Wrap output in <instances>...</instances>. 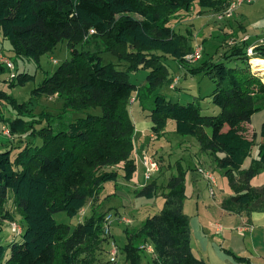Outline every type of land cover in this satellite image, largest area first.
Returning <instances> with one entry per match:
<instances>
[{"label": "trees", "instance_id": "16d2710c", "mask_svg": "<svg viewBox=\"0 0 264 264\" xmlns=\"http://www.w3.org/2000/svg\"><path fill=\"white\" fill-rule=\"evenodd\" d=\"M229 0H0V31L10 42L16 56L35 61L66 43L71 59L63 62L52 76L32 91L35 99L59 96L64 110L81 112L99 109V115L88 114L56 128L47 125L35 130L22 117L9 124L13 136L31 132L41 145L32 143L0 152V264H98L96 254L103 240L104 216H92L73 230L60 225L54 216L65 213L76 218L87 201L116 183L120 175L106 170L123 164L122 175L131 182L137 166L133 159L135 125L128 107L133 93L145 98L170 84L166 57L184 64L193 53L192 38L177 33L170 18L179 11L189 12L194 5L201 11L219 12ZM95 31L90 35V31ZM101 41L106 51L120 64L104 62L99 52L80 50L85 39ZM103 53V51H102ZM252 59L264 60V45L248 55L245 46H234L219 58L205 60L190 69L192 75H204L215 84L211 94L219 108L217 116H204L202 98L182 105L155 95L149 111L154 136L162 138L169 121L175 132L195 138L201 152L210 153L217 167L228 179L233 196L222 208L231 214L251 216L264 213V186L253 188L252 180L264 173V124L260 129L258 156L243 170L256 146L254 133L248 136L246 126L254 115L264 111V81L252 69ZM147 70L148 86L140 91L129 80V74ZM0 66V77L5 73ZM34 75L21 73L9 81V87H24ZM3 103L14 106L21 116L25 104H18L0 91ZM207 129L211 130L208 134ZM222 155V157H219ZM158 185L147 184L137 197L156 198ZM13 204L25 223L19 241L2 243V223L13 222L6 212ZM161 211L148 216L140 228L126 231L123 250L128 264H142L139 245L150 241L155 258L152 264H207L197 258L191 246V227L184 213L186 172L177 162L163 194ZM238 264L250 260L224 250Z\"/></svg>", "mask_w": 264, "mask_h": 264}, {"label": "rangeland", "instance_id": "374dc122", "mask_svg": "<svg viewBox=\"0 0 264 264\" xmlns=\"http://www.w3.org/2000/svg\"><path fill=\"white\" fill-rule=\"evenodd\" d=\"M229 1L233 2L235 0ZM216 13L218 12L201 11L197 5H194L189 12L179 11L170 18V25L177 33L192 38L193 52L198 48L202 49L199 59L197 61H188L185 58L184 64H180L168 57L163 59V63L168 68L169 77L171 78L170 84L165 85L155 93L142 99H136L137 93H133L128 110L136 129L133 136V159L137 166L135 179H140L141 182L145 184L156 182L158 190L154 203H159L166 190V177L172 171H174L175 174L177 162H182L181 165L186 172V181H188V193L186 194L187 200H185V202L186 212L192 219L193 247L197 250L199 248V243L202 244L204 242L203 244H205V236L207 235L208 240H212V243L215 241V250L217 253H219V255L228 256L224 252V250H227L228 243L225 242L224 245H222L226 248L221 247V244H223V234L217 233L215 227L210 225V223L206 224L204 231L203 225L199 224L198 219L196 218L197 196H200V198H198L200 206L203 203L208 205L209 203H213V201L223 199L219 194L231 191L228 179L224 175V172L218 167H213L211 169L209 165H197L196 161H194L195 156L197 153L199 156L202 154L198 141L191 136L178 135L175 132L176 124L174 121L168 122L166 128L167 136H165L164 140L168 141L164 142V145L162 146V152L160 153L162 155L156 154L155 152L158 151L159 145L155 144L154 146L156 140L151 137V135H153V132L151 131L153 124L149 117V111L153 106V98L155 95L165 96L168 100L182 105L192 103L196 98L200 97L202 98L200 101L202 114L204 116H217L220 110L213 104L211 99V94L215 89L214 82L204 75L194 76L189 70L197 68L207 59L219 58L234 46H245L248 55H252L253 48L259 45H264V0H254L251 4H244L238 9V11H236L234 17L230 19L217 20ZM102 45L101 41H95L89 37L79 45V48L80 50L99 52L106 64H120V68L125 69L126 66L120 62L115 55L107 52ZM250 50L251 54L249 53ZM70 59L71 53L68 50L66 43H62L58 45L56 49L44 55L40 59L38 65L31 59L16 56L10 42L3 38L0 31V66L6 71L0 77V91L11 97V99L18 104H25L27 110L24 116H21L14 106H11L8 103H3L4 106L2 110H0V152L5 151L6 149L13 150V156H16L19 147L27 146L32 143H35V145H41L42 143L39 139L32 137L31 132H27L22 136H13L11 134L9 124L17 119V117H22L25 121L30 123V126H33L35 130H38L47 125L56 128L59 123H61L62 126L69 122H75V120L79 118L86 117L88 114L99 115L101 113L99 109H88L81 112H75L72 110L66 111L63 108L64 100L59 96H45L41 99L33 98L32 91L35 90L45 78L52 76L63 62L69 61ZM7 62L12 64L13 70L7 68ZM252 69L257 71L255 66H253ZM21 73L34 75L35 80L24 87L16 86L10 88L9 81L15 79ZM148 74L149 71L140 70L136 73L129 74V80L133 85H136L138 90L145 92L148 86L146 81ZM258 75L262 77L264 81L261 71ZM261 120H263V117L257 115L252 119L251 124L246 126L248 136H252L254 133L257 135L256 145L261 141L260 136L257 133L260 131L263 124L261 123ZM251 125L257 130V132L251 127ZM207 131L211 134L210 129H207ZM139 140H141V144H145L144 148L139 147ZM184 141H192L194 146H183L181 143ZM258 151V146H255L252 151V158L257 157ZM145 157L154 159L159 165V172L152 174L150 181L145 179L146 168L143 163ZM197 168H205L206 170L214 172V177L217 182V186L214 188L215 199L210 195V186L208 182L198 174ZM106 170L117 171L120 175L119 180L116 183L106 184L104 191L101 194L90 198L87 201L86 206L79 212L76 218L71 219L65 213L56 214L54 218L58 224L69 226L70 229L73 230L77 224L85 222L92 216H104L103 233L101 238L103 242L96 254L97 263L128 264L123 250L127 243L126 237L128 235L126 234V231L131 232L140 228L145 221H143V219L146 215L154 216L159 213V206H154L150 213L145 212L140 215H134L132 209H144L142 203L145 204L148 203L147 201H150L137 197L136 194L142 186L140 184L126 182L123 179V164ZM257 181V183L260 184L264 181V178H257ZM117 189L124 192V194H120L119 201H117L121 204L119 208L111 206L112 203L116 202L114 199V196H116L114 190L116 191ZM5 209L6 212L14 216L13 222H4L1 225L3 228L2 243L7 246L14 240H20V238H15L11 232V225L17 224L24 229L25 223L21 214L15 208L11 195ZM111 214L118 219L113 222L109 237L104 239L105 220L108 215ZM122 218L129 222L126 223L122 221ZM110 238L111 242L116 246L115 248L118 256L114 262L109 260V252H111L112 249L108 241ZM145 245L153 247L150 241H145L139 245L142 264H152L155 255L142 250L141 247Z\"/></svg>", "mask_w": 264, "mask_h": 264}, {"label": "crops", "instance_id": "0c3cea01", "mask_svg": "<svg viewBox=\"0 0 264 264\" xmlns=\"http://www.w3.org/2000/svg\"><path fill=\"white\" fill-rule=\"evenodd\" d=\"M257 115H261L263 117V120H261V123L264 124V111L254 115L252 117L255 118V116ZM251 119V122H252ZM262 124V125H263ZM252 127V125H251ZM262 127V126H261ZM254 129V127H252ZM256 130V129H254ZM136 131V129H135ZM208 132V131H207ZM257 132V130H256ZM258 135L260 134V131L257 132ZM209 134V133H208ZM165 136H167V133L161 138L158 139L153 135H151V137L156 140V143L154 142V146L159 145L158 151H156L155 153L158 155H162L160 154L162 152V146L164 145V142H167L168 140H165ZM162 140V141H160ZM141 140H139V147L140 148H144L145 144H141L140 142ZM183 146H189V147H193L194 144L189 141H184L181 143ZM180 144V145H181ZM257 146V145H256ZM202 154L199 156V154L197 153L195 156L194 161H196L197 165L199 164H204L209 165L211 167V169L213 167H217L216 163H215V159L214 157L210 154V153H204L201 152ZM258 156V155H257ZM219 157H222V155H219ZM257 158V157H255ZM255 158H249L245 161L244 165L242 166L243 170L248 169V167L250 166L251 160L255 159ZM180 164H182V162H180ZM214 165V166H213ZM174 174V171H172L167 177H166V185L170 179V177ZM136 173L132 179V181L130 183L132 184H140L142 187H145L147 184L141 182L140 179H135ZM264 178V174L259 175L258 177H256L254 180H252L251 182V186L253 188H261L264 186V181L261 182L260 184L257 183V178ZM188 181H186V194L188 193V186H187ZM139 189V190H141ZM166 191V190H165ZM113 193V192H112ZM114 193L116 194V196H114L116 202L112 203L111 206H114L115 208H119V206H121L119 201V196L120 194H124L123 191L117 189L116 191L114 190ZM110 194V193H109ZM220 196L223 197V199H219V201H213V203H209L208 205L206 204H202L200 206V202L198 200V198H200V196H197V202H196V206H197V213H196V218L198 219L199 224H202L204 227V231H205V226L206 224L210 223V225L215 227V231L217 233H221L223 234V244H221V247H224L222 245H224L225 242H227V250L233 252L236 256L238 257H242V258H246L248 260H250V262L252 264H264V213H253L251 216H246V215H235V214H231L226 212L223 208H222V203L225 199L233 196V192L228 191V192H223L221 194H219ZM103 198V197H102ZM213 199H215V197H212ZM114 200V201H115ZM154 199L147 201L148 203L143 204L142 206L144 207V209H140V210H133L132 212L134 215H140L143 214L145 212L150 213L153 210L154 206H159V212L162 209V204H164V198L161 199V201H159V203H154ZM187 200V199H186ZM110 205V203H109ZM123 205V204H122ZM184 213L188 216L189 221H190V227H191V246H192V251L193 254L205 261L207 264H238L236 262H234V260L226 255H219V253H217V251L215 250V241L214 243H212V240H208L207 239V235L205 236V232H204V236L206 243L205 244H200L199 243V248L197 250L194 249L193 247V228H192V219L190 218V216L187 214L186 212V202L184 205ZM147 216V215H146ZM144 217L143 221L148 217ZM142 221V222H143ZM222 228V231H218V227ZM245 228V232L244 234L241 233V230ZM220 247V248H221ZM196 251V252H195Z\"/></svg>", "mask_w": 264, "mask_h": 264}, {"label": "built area", "instance_id": "2783aa9c", "mask_svg": "<svg viewBox=\"0 0 264 264\" xmlns=\"http://www.w3.org/2000/svg\"><path fill=\"white\" fill-rule=\"evenodd\" d=\"M254 0H235L233 2L229 1L228 5L226 6V8L222 11H219L218 13H216V19L217 20H222V19H230L232 17H234L236 11H238V9L243 6L244 4H251L253 3ZM95 31L91 30L90 31V35H92ZM202 52L201 48L196 49L191 55L187 56L186 59L188 61H197L199 59V56ZM249 53L251 54V50L249 51ZM251 56V55H250ZM7 68L10 70H13V66L10 62H7ZM144 166L146 168V176L145 179L147 181H150L151 179V175L154 173H158L159 172V165L158 163L151 158L145 157L143 160ZM197 172L198 174H200L209 184L210 186V195L213 197L215 196V187L217 186V182L216 179L214 177V172L211 170H206L205 168H197ZM118 218L115 217L114 215H108V217L105 220V236L104 239H107V237H109L110 235V231H111V227L113 222H115ZM122 221L128 223L129 221L126 219L122 218ZM23 230L19 225L17 224H12L11 225V232L16 236L19 237L23 234ZM245 228H243L241 230V233L245 232ZM218 231H222V228L219 226L218 227ZM109 241V245L111 246V252H109V256H110V261L114 262L116 260L117 256V250H116V246L113 242H111V238L108 239ZM142 250L148 252L149 254H154V248L152 246L149 245H145L141 247Z\"/></svg>", "mask_w": 264, "mask_h": 264}, {"label": "bare ground", "instance_id": "6f19581e", "mask_svg": "<svg viewBox=\"0 0 264 264\" xmlns=\"http://www.w3.org/2000/svg\"><path fill=\"white\" fill-rule=\"evenodd\" d=\"M253 66H255V69L257 71H261L262 72V75L264 77V60H261V59H252L251 60Z\"/></svg>", "mask_w": 264, "mask_h": 264}, {"label": "water", "instance_id": "95a60500", "mask_svg": "<svg viewBox=\"0 0 264 264\" xmlns=\"http://www.w3.org/2000/svg\"><path fill=\"white\" fill-rule=\"evenodd\" d=\"M254 72H256L257 74H260V71H254Z\"/></svg>", "mask_w": 264, "mask_h": 264}]
</instances>
